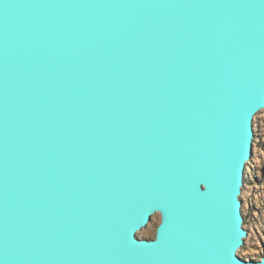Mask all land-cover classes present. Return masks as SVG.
Segmentation results:
<instances>
[{
    "label": "water",
    "instance_id": "water-1",
    "mask_svg": "<svg viewBox=\"0 0 264 264\" xmlns=\"http://www.w3.org/2000/svg\"><path fill=\"white\" fill-rule=\"evenodd\" d=\"M262 110L264 0H0V264H264Z\"/></svg>",
    "mask_w": 264,
    "mask_h": 264
},
{
    "label": "rangeland",
    "instance_id": "rangeland-1",
    "mask_svg": "<svg viewBox=\"0 0 264 264\" xmlns=\"http://www.w3.org/2000/svg\"><path fill=\"white\" fill-rule=\"evenodd\" d=\"M253 128V155L246 165L240 195L248 237L238 255L245 260L259 261L264 256V110L254 117ZM160 221V215H155L148 226L137 233L138 237L154 238Z\"/></svg>",
    "mask_w": 264,
    "mask_h": 264
},
{
    "label": "trees",
    "instance_id": "trees-1",
    "mask_svg": "<svg viewBox=\"0 0 264 264\" xmlns=\"http://www.w3.org/2000/svg\"><path fill=\"white\" fill-rule=\"evenodd\" d=\"M154 238H155V236H154ZM141 239H153L152 237H141Z\"/></svg>",
    "mask_w": 264,
    "mask_h": 264
}]
</instances>
